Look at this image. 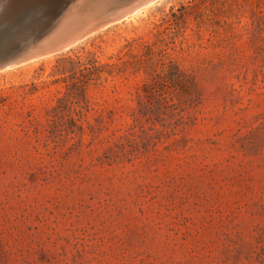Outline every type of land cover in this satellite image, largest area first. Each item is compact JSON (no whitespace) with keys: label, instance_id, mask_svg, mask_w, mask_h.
Listing matches in <instances>:
<instances>
[{"label":"rangeland","instance_id":"1","mask_svg":"<svg viewBox=\"0 0 264 264\" xmlns=\"http://www.w3.org/2000/svg\"><path fill=\"white\" fill-rule=\"evenodd\" d=\"M0 264H264V0H160L0 72Z\"/></svg>","mask_w":264,"mask_h":264},{"label":"water","instance_id":"2","mask_svg":"<svg viewBox=\"0 0 264 264\" xmlns=\"http://www.w3.org/2000/svg\"><path fill=\"white\" fill-rule=\"evenodd\" d=\"M103 1L0 0V72L67 52L129 18L115 12L122 0L102 9Z\"/></svg>","mask_w":264,"mask_h":264},{"label":"bare ground","instance_id":"3","mask_svg":"<svg viewBox=\"0 0 264 264\" xmlns=\"http://www.w3.org/2000/svg\"><path fill=\"white\" fill-rule=\"evenodd\" d=\"M113 1H115V0H104L101 3L102 9L108 7ZM154 1L155 0H122L120 7L115 9L116 10L115 12L116 13L128 12V13H130L129 14V18H130V17L138 14L141 10L146 9V8H150L151 6L155 5L156 2H154ZM143 4H145V5H143ZM50 57H52V56H50ZM25 65H27V64H25ZM17 67H21V65L14 66V67H12V69H15ZM8 70H11V68H9ZM8 70H3L1 72L8 71Z\"/></svg>","mask_w":264,"mask_h":264},{"label":"trees","instance_id":"4","mask_svg":"<svg viewBox=\"0 0 264 264\" xmlns=\"http://www.w3.org/2000/svg\"><path fill=\"white\" fill-rule=\"evenodd\" d=\"M93 65H94V63H93ZM85 71H86V73L81 75L82 79H83V82H82L83 87H87L91 83L99 80L106 73L105 67L103 65H98L97 63H95V65L92 67L84 68L83 72H85ZM107 75H109V72H107ZM167 78L173 80L174 76H169V77L167 76ZM186 88H187V86H186Z\"/></svg>","mask_w":264,"mask_h":264}]
</instances>
